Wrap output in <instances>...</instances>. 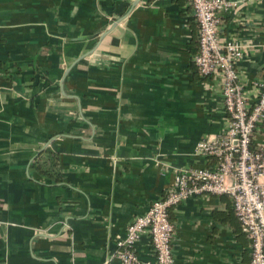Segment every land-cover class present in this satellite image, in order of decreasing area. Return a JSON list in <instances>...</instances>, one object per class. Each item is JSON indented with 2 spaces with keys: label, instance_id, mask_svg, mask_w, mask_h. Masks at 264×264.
<instances>
[{
  "label": "crops",
  "instance_id": "1",
  "mask_svg": "<svg viewBox=\"0 0 264 264\" xmlns=\"http://www.w3.org/2000/svg\"><path fill=\"white\" fill-rule=\"evenodd\" d=\"M236 1L219 37L244 48L256 100L264 0ZM198 51L189 0H0V264H119L117 239L175 170L211 166L195 149L227 113ZM170 219L176 264H250L230 196H192ZM136 250L155 261L149 235Z\"/></svg>",
  "mask_w": 264,
  "mask_h": 264
},
{
  "label": "built area",
  "instance_id": "2",
  "mask_svg": "<svg viewBox=\"0 0 264 264\" xmlns=\"http://www.w3.org/2000/svg\"><path fill=\"white\" fill-rule=\"evenodd\" d=\"M189 2L199 26L195 63L203 77L221 79L226 126L221 134L197 143L195 153L213 160L211 166L177 168L165 196L137 215L117 239L115 257L119 264H141L136 244L149 235L155 261L148 264H176L171 208L192 196L214 194L231 197L235 215L251 242L250 264H264V79L256 83L257 99H248L238 70L244 48L234 39L220 40L223 15L237 8L238 1Z\"/></svg>",
  "mask_w": 264,
  "mask_h": 264
},
{
  "label": "water",
  "instance_id": "3",
  "mask_svg": "<svg viewBox=\"0 0 264 264\" xmlns=\"http://www.w3.org/2000/svg\"><path fill=\"white\" fill-rule=\"evenodd\" d=\"M85 37H88V36H85Z\"/></svg>",
  "mask_w": 264,
  "mask_h": 264
}]
</instances>
